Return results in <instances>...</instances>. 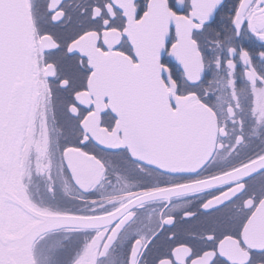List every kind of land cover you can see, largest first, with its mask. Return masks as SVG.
I'll use <instances>...</instances> for the list:
<instances>
[{
    "label": "snow or ice",
    "instance_id": "obj_1",
    "mask_svg": "<svg viewBox=\"0 0 264 264\" xmlns=\"http://www.w3.org/2000/svg\"><path fill=\"white\" fill-rule=\"evenodd\" d=\"M0 264H264V0H0Z\"/></svg>",
    "mask_w": 264,
    "mask_h": 264
}]
</instances>
